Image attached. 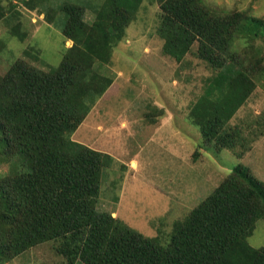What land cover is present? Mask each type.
I'll return each instance as SVG.
<instances>
[{"label": "trees", "instance_id": "trees-1", "mask_svg": "<svg viewBox=\"0 0 264 264\" xmlns=\"http://www.w3.org/2000/svg\"><path fill=\"white\" fill-rule=\"evenodd\" d=\"M157 1L163 55L181 62L197 43L195 56L214 72L187 119L205 145L238 147L234 154L242 155L264 133L261 114L246 126L248 136L230 124L264 87L263 49L254 44L264 40V21L238 11L213 18L201 0ZM141 2L97 1L90 22L86 5L62 2L56 24L72 45L58 67L43 71L18 58L0 73V157L11 163L0 176V264L46 242L67 264H264V247L247 242L264 220V182L242 164L167 235L145 236L98 210L102 172L113 158L71 137L112 83L95 64L110 61ZM9 31L22 42L27 35L18 23Z\"/></svg>", "mask_w": 264, "mask_h": 264}, {"label": "rangeland", "instance_id": "rangeland-1", "mask_svg": "<svg viewBox=\"0 0 264 264\" xmlns=\"http://www.w3.org/2000/svg\"><path fill=\"white\" fill-rule=\"evenodd\" d=\"M26 1L29 6L0 0L7 18L0 20L1 74L18 58L43 71L56 69L65 48L72 45L56 24L62 15L58 6L66 1L86 5L84 19L90 22L92 4L100 2ZM201 1L213 18L238 11L264 21V0ZM159 15L157 0H142L110 61L95 64L112 83L71 137L113 155L110 167L102 172L98 210L148 237L167 235L175 221L184 219L239 164L264 182V133L237 156L238 147L218 150L205 145L199 129L187 119L214 72L195 56L197 43L181 62L163 55V40L156 33ZM15 23L27 32L23 42L9 35ZM254 44L263 49L264 57V40L257 38ZM238 46L243 49L242 44ZM259 114L264 119V87L257 85L230 124H238L248 136L246 126L253 125ZM10 164L0 157V176L9 173ZM247 242L264 247V220L256 221ZM55 245H37L4 264H67Z\"/></svg>", "mask_w": 264, "mask_h": 264}, {"label": "crops", "instance_id": "crops-1", "mask_svg": "<svg viewBox=\"0 0 264 264\" xmlns=\"http://www.w3.org/2000/svg\"><path fill=\"white\" fill-rule=\"evenodd\" d=\"M91 109H92V108H91ZM165 110H166V109H165ZM90 111H91V110H90ZM87 116H88V115H87ZM86 118H87V117H86ZM86 118H85V120H86ZM85 120H84V121H85ZM96 128H97V127H96ZM75 132H76V131H75ZM92 149H93V148H92ZM95 150H96V149H95ZM98 151L104 152L102 149H98ZM104 153H106V152H104ZM107 154H108V153H107ZM109 155L113 158V155H112L111 153H110ZM129 160H133V161H131V164H132V163H135V164H136V161H135L134 159H131V158H130ZM114 161H118V159L115 158Z\"/></svg>", "mask_w": 264, "mask_h": 264}, {"label": "bare ground", "instance_id": "bare-ground-1", "mask_svg": "<svg viewBox=\"0 0 264 264\" xmlns=\"http://www.w3.org/2000/svg\"><path fill=\"white\" fill-rule=\"evenodd\" d=\"M133 165H135V163H132Z\"/></svg>", "mask_w": 264, "mask_h": 264}]
</instances>
